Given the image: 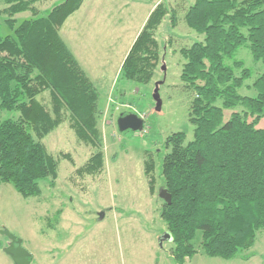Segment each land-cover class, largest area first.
I'll use <instances>...</instances> for the list:
<instances>
[{
    "label": "trees",
    "instance_id": "trees-1",
    "mask_svg": "<svg viewBox=\"0 0 264 264\" xmlns=\"http://www.w3.org/2000/svg\"><path fill=\"white\" fill-rule=\"evenodd\" d=\"M38 1L5 0L0 9L11 31L3 36L0 28V185L13 184L24 198L41 196L42 181L56 185L60 160L44 139L67 118L78 139L96 148L76 173L94 176L106 166L101 93L61 35L86 0H62L44 15ZM27 11L32 17L19 21L17 15ZM169 14L175 25L176 7L161 1L151 11L122 64V79L149 84L155 78L162 64L157 33ZM185 20L204 35L180 50L181 80L193 93L194 137L179 131L165 140L161 176L172 203L160 196V216L175 264H186L198 247L231 260L250 250L264 229V68L248 83L253 71L237 57L245 45L264 66V0H193ZM46 91L50 106L38 98ZM61 155L75 164L70 154ZM155 170V159L146 158L152 194Z\"/></svg>",
    "mask_w": 264,
    "mask_h": 264
},
{
    "label": "rangeland",
    "instance_id": "rangeland-1",
    "mask_svg": "<svg viewBox=\"0 0 264 264\" xmlns=\"http://www.w3.org/2000/svg\"><path fill=\"white\" fill-rule=\"evenodd\" d=\"M61 1L39 0L36 6L44 15ZM161 1L177 8L178 20L174 25L169 14L158 30L162 64L155 78L141 84L119 74L111 82L146 17ZM192 2L86 0L66 21L61 34L80 61L91 68V78L106 76L102 77L106 84L96 83L101 93L99 127L106 166L94 176L76 173V167L83 166L96 148L78 139L68 118L50 133L44 142L60 160L56 185L42 181V195L30 198H24L11 183L0 185V264H15L4 251L10 240L3 230L23 239V246L33 255L31 264H175L173 242L166 236V224L160 216L161 166L170 134L185 131L188 140L194 137L189 120L193 93L181 80L185 60L180 53L184 46L204 38L186 23L185 14ZM5 6V0H0V9ZM31 17L29 11L17 15L19 21ZM5 19L0 17L3 36L11 33ZM237 57L253 71L248 81L252 83L263 71V63L255 61L245 45ZM243 92L254 95L253 90ZM38 98L50 106L49 91ZM231 112L226 111L227 118ZM128 113L145 119L144 130H119V117ZM17 115L4 113L5 117ZM259 127L264 128V118ZM62 153L70 154L75 164ZM148 157L156 161L154 194L145 174ZM198 249L186 264H264V229L250 250L231 260L210 257Z\"/></svg>",
    "mask_w": 264,
    "mask_h": 264
},
{
    "label": "water",
    "instance_id": "water-1",
    "mask_svg": "<svg viewBox=\"0 0 264 264\" xmlns=\"http://www.w3.org/2000/svg\"><path fill=\"white\" fill-rule=\"evenodd\" d=\"M158 104V108H160ZM118 127L120 131L133 130L142 131L144 128V119L135 113L122 114L118 119ZM160 196L164 198L168 203H172L171 194L162 188ZM2 234L6 235L10 242L4 251L13 259L15 264H31L33 261V255L31 252L23 246V239L10 233L9 231H1ZM166 236L171 240V234L166 233Z\"/></svg>",
    "mask_w": 264,
    "mask_h": 264
},
{
    "label": "crops",
    "instance_id": "crops-1",
    "mask_svg": "<svg viewBox=\"0 0 264 264\" xmlns=\"http://www.w3.org/2000/svg\"><path fill=\"white\" fill-rule=\"evenodd\" d=\"M146 19H147V17H146ZM142 26H143V24H142ZM142 26H141V28H142ZM63 27H64V26H63ZM141 28L138 30V32H137V34H136V36H135L133 42L131 43V45H130V47H129V49L126 51V54H125L123 60H121V62H120V66L117 68V72H116V75H115V79H114L113 81L111 80V82H115L116 79H117V77H118V75L120 74L122 64H123V62H124V60H125V58H126L128 52H129L131 46H132V44L134 43L136 37L138 36L139 32L141 31ZM61 30H62V29H61ZM61 35H62V34H61ZM62 37H63V36H62ZM63 39H64V38H63ZM64 40H65V39H64ZM65 41H66V40H65ZM66 43H67V41H66ZM67 44H68V43H67ZM68 46L70 47L69 44H68ZM70 49H71V47H70ZM72 52L74 53V55L76 56V58L79 60L80 64L82 65V67L84 68V70L86 71V73L88 74V76L91 78V76H90V72H89L91 68H89V67L87 66V64H83V63L80 61V59L78 58V56L76 55V53H75L73 50H72ZM102 63L104 64L105 62H102ZM102 66H104V65H102ZM102 77H104V78L106 79V76H100V77H98V78H95V79H94V78H93V79L91 78V79H92L93 82H95V84L98 83V82L101 83V84H103V83L106 84V82H105L104 80H102ZM96 85H97V84H96Z\"/></svg>",
    "mask_w": 264,
    "mask_h": 264
}]
</instances>
